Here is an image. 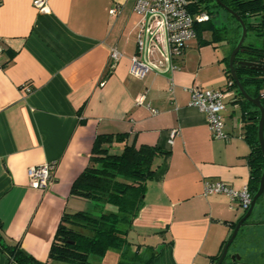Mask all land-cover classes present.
I'll return each instance as SVG.
<instances>
[{
    "label": "crops",
    "instance_id": "0c3cea01",
    "mask_svg": "<svg viewBox=\"0 0 264 264\" xmlns=\"http://www.w3.org/2000/svg\"><path fill=\"white\" fill-rule=\"evenodd\" d=\"M46 1L36 8L34 0H1L4 237L37 261H49L62 216L94 207L72 196L71 188L90 164L96 137L126 134L125 143L115 144L116 152L124 144L168 152L147 185L129 235L132 249L154 251L150 264H212L233 233L232 223L244 212L227 196L205 197L203 182L220 180L235 189L248 186L251 149L233 91L224 112L229 139L217 140L206 115L190 106V90L227 89L231 45L211 42L212 32L205 31L172 60L177 66L173 70L160 55L168 49L162 31L152 56L147 50L139 52V38L147 46L151 36L147 28L142 31L133 0ZM112 8L119 9L115 16L110 15ZM112 49L122 57L110 70ZM134 57L158 69L137 78L131 74ZM140 96H145L143 105L136 103ZM45 162L57 163L55 181L40 190L29 185L27 169ZM0 264H10L1 249Z\"/></svg>",
    "mask_w": 264,
    "mask_h": 264
},
{
    "label": "trees",
    "instance_id": "16d2710c",
    "mask_svg": "<svg viewBox=\"0 0 264 264\" xmlns=\"http://www.w3.org/2000/svg\"><path fill=\"white\" fill-rule=\"evenodd\" d=\"M211 1L214 2L213 6L209 5ZM220 1L246 25L247 37L235 58V70L246 92L252 98H257L264 93V0ZM195 8L210 15L208 22L195 25L197 38L203 32L211 31V42L230 44L232 52L242 32L238 19L214 0H197ZM213 8L223 10L226 18L218 17V12ZM230 55L226 58V74L231 83L228 89L234 92L245 122L244 139L251 149L248 156V186L254 196L264 167L257 135L260 112L238 91L229 70ZM243 63H250V66ZM261 102L264 106V97ZM126 139V134L96 137L90 164L71 188V195L92 202L93 210L65 213L62 216L50 249L49 261H37L19 243L7 241L0 225V249L7 255L10 264H92L91 257H105L112 250L119 255L118 264L151 263L155 258L154 251L146 249L149 251L140 253V246L134 251L129 235L144 205L147 185L156 176L161 158L168 152L156 146L137 147L134 144H124L122 150L116 152L115 144L125 143ZM258 206L264 209V196L259 198ZM254 213L239 230L223 264H264V249L260 240L254 231L248 232L253 227V230L261 233L257 227L264 229V213L260 212L257 218H254ZM238 221L232 223L233 231ZM227 241L222 245L220 253L214 257L212 264L218 262ZM242 249L246 254L252 251L253 258L240 252ZM236 254L241 256L240 261L232 260V255Z\"/></svg>",
    "mask_w": 264,
    "mask_h": 264
},
{
    "label": "built area",
    "instance_id": "2783aa9c",
    "mask_svg": "<svg viewBox=\"0 0 264 264\" xmlns=\"http://www.w3.org/2000/svg\"><path fill=\"white\" fill-rule=\"evenodd\" d=\"M134 10L142 17L141 28L146 30L151 36L146 46L141 37L138 41V50H147V54H152L157 50V41L159 31L165 35L168 46L167 52H160L161 56H165L170 63V68L177 69L172 60L181 55L183 48L190 41L197 38L195 30L196 24L208 22L210 15L206 11L196 9L197 0H133ZM47 3L46 0H34V6L41 8ZM0 0V7H1ZM118 8H112L110 15L115 16ZM4 54L3 40L0 35V62H2ZM122 53L117 49H112L110 53V70L114 69L118 61L121 59ZM154 69H158L156 65L149 62H142L137 57L132 59L131 74L137 78H144L145 75ZM231 83H228L225 90H203L194 87L190 90L191 101L190 106L197 108L206 115L207 124L212 137L217 140H228L229 135L225 131L224 112L226 111V98L234 93L228 89ZM233 93V94H232ZM145 96H140L136 103L143 105ZM153 115L158 111L152 110ZM172 137L175 132H172ZM57 167L56 162H45L41 165L30 166L27 169V177L29 185L35 186L40 190L49 189L54 183V174ZM203 195L205 197L223 195L227 196L231 201L237 204L239 210L246 212L251 206L253 196L249 186L241 189L234 187L214 179H205L203 182Z\"/></svg>",
    "mask_w": 264,
    "mask_h": 264
},
{
    "label": "water",
    "instance_id": "95a60500",
    "mask_svg": "<svg viewBox=\"0 0 264 264\" xmlns=\"http://www.w3.org/2000/svg\"><path fill=\"white\" fill-rule=\"evenodd\" d=\"M214 1L217 2L224 10L228 11L232 16L236 17L238 19L240 25H241V28H242L241 37H240L237 45L235 46V48L231 52V55L229 58V70H230L231 77L235 81L237 88H238V91L240 92L241 96L245 100L251 102L255 107H257V109L260 112V119H259L258 125H257V135H258V141L260 143V147H261L263 158H264V106L262 105V102H261L262 97H264V93L257 98H252L246 92L244 87L242 86V84H241V82L238 79V76L236 74V70H235V58L245 43V40L247 37V28H246L244 21L236 13H234L232 10H230L228 7H226V5H224L220 0H214ZM243 64L246 66H250V63H243ZM262 196H264V167L262 169L259 187H258V190L255 193V195L253 196L251 206L248 209V211L244 214V216L236 224V227H235L231 237L227 241V243L224 247V250H223V252H222V254H221V256H220V258L216 264H223L225 258L228 255L230 246L234 242L235 238L237 237L239 230L244 226L245 222L255 212L257 205H258V200ZM240 258H241V256L239 254L236 256H232V260H240Z\"/></svg>",
    "mask_w": 264,
    "mask_h": 264
},
{
    "label": "rangeland",
    "instance_id": "374dc122",
    "mask_svg": "<svg viewBox=\"0 0 264 264\" xmlns=\"http://www.w3.org/2000/svg\"><path fill=\"white\" fill-rule=\"evenodd\" d=\"M213 4H214L213 1L209 2L210 6H213ZM213 10L218 12V17L221 16V17L226 18L225 12L223 10L217 9V8H213ZM261 209H262L261 206H258L256 208L255 213H254V218L258 217ZM92 210H93L92 207L90 208V206H89L86 211L91 212ZM262 211H264V209ZM252 231H254V233L257 234L256 236L259 238L260 243L262 245V248L264 249V234L263 235L261 233L259 234L258 230H252ZM248 232H251V230ZM240 252H243V254H246L244 252V249L240 250ZM251 252L249 254L248 253L246 254L249 258H253V256H252L253 254H251ZM90 261L92 264H118L119 263V255L116 253V251L112 250V251H109V253L105 257H91Z\"/></svg>",
    "mask_w": 264,
    "mask_h": 264
},
{
    "label": "flooded vegetation",
    "instance_id": "af4514ba",
    "mask_svg": "<svg viewBox=\"0 0 264 264\" xmlns=\"http://www.w3.org/2000/svg\"><path fill=\"white\" fill-rule=\"evenodd\" d=\"M236 255H238V254H236ZM236 255H232V256H236ZM225 260H226V258H225ZM225 260H224V261H225ZM240 260H241V258H240ZM240 260H238V261H240ZM233 261H237V260H233Z\"/></svg>",
    "mask_w": 264,
    "mask_h": 264
}]
</instances>
